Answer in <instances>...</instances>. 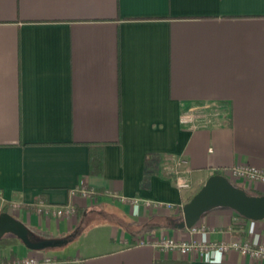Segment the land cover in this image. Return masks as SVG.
Wrapping results in <instances>:
<instances>
[{"label": "crops", "instance_id": "crops-1", "mask_svg": "<svg viewBox=\"0 0 264 264\" xmlns=\"http://www.w3.org/2000/svg\"><path fill=\"white\" fill-rule=\"evenodd\" d=\"M238 164L264 168V0H0V201L15 204L0 213L36 240H67L30 250L5 233L0 259L264 264L138 244L167 235L264 245V219L228 207L204 213L197 232L174 228L206 179ZM179 175L189 187L175 185ZM248 190L264 195L260 184ZM38 200L75 214L39 215Z\"/></svg>", "mask_w": 264, "mask_h": 264}, {"label": "built area", "instance_id": "built-area-1", "mask_svg": "<svg viewBox=\"0 0 264 264\" xmlns=\"http://www.w3.org/2000/svg\"><path fill=\"white\" fill-rule=\"evenodd\" d=\"M229 180H232L235 183H240L246 189H251L252 184H260L264 186V168L257 167L250 164H238L226 168L222 173ZM175 185L180 188L189 187V182L183 176L179 175L175 179ZM242 188V187H241ZM244 189V188H243ZM71 194H80L83 197H88L91 200L95 201L97 196L100 194L97 191L85 189V188H77L71 191ZM103 194L118 198L123 203H128L134 206L143 205L145 207H149L152 205H157L156 202L139 198V197H131L127 198L122 195H118L116 192L105 191ZM8 205L9 207H15V204L12 203H4L0 201L1 209ZM168 208L171 205H167ZM34 210L42 216L46 217H69L75 214V207L71 203L66 204H47L42 200H38L33 204ZM192 232H197L201 229L197 227H190ZM146 243H150L152 246L163 249L176 251L182 255L195 253L200 257H208V255L212 253H225L228 251H236L244 257H247L249 260L257 263L264 262V245H254L250 241H209V242H201L195 238L190 240H177L173 237L167 235H161L155 239H141L138 244L143 245ZM66 261L60 260L57 257L48 256V255H32L26 256L22 258H17L14 260H2L0 259V264H62ZM74 264H82L81 260L72 261Z\"/></svg>", "mask_w": 264, "mask_h": 264}, {"label": "water", "instance_id": "water-1", "mask_svg": "<svg viewBox=\"0 0 264 264\" xmlns=\"http://www.w3.org/2000/svg\"><path fill=\"white\" fill-rule=\"evenodd\" d=\"M216 207H228L238 215L259 221L264 219V195H252L237 187L222 174L210 175L200 189L182 206V220L174 228H190L199 218ZM11 233L30 250L57 247L66 239L32 238L28 228L7 212L0 213V235Z\"/></svg>", "mask_w": 264, "mask_h": 264}, {"label": "trees", "instance_id": "trees-1", "mask_svg": "<svg viewBox=\"0 0 264 264\" xmlns=\"http://www.w3.org/2000/svg\"><path fill=\"white\" fill-rule=\"evenodd\" d=\"M89 163H90L91 172H96V173L100 172L101 171V154H100V152L91 149ZM238 216H240V215H238Z\"/></svg>", "mask_w": 264, "mask_h": 264}, {"label": "rangeland", "instance_id": "rangeland-1", "mask_svg": "<svg viewBox=\"0 0 264 264\" xmlns=\"http://www.w3.org/2000/svg\"><path fill=\"white\" fill-rule=\"evenodd\" d=\"M230 181H231L233 184H235L237 187H242V188H244L245 191L249 192V190L246 189L244 186H242L240 183H235V182H233L232 180H230Z\"/></svg>", "mask_w": 264, "mask_h": 264}]
</instances>
